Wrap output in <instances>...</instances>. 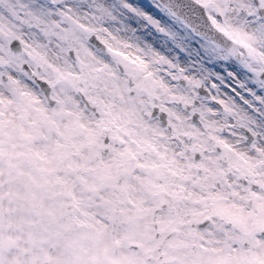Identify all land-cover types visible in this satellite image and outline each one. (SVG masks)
I'll return each mask as SVG.
<instances>
[{
    "label": "snow or ice",
    "instance_id": "snow-or-ice-1",
    "mask_svg": "<svg viewBox=\"0 0 264 264\" xmlns=\"http://www.w3.org/2000/svg\"><path fill=\"white\" fill-rule=\"evenodd\" d=\"M0 264H264V0H0Z\"/></svg>",
    "mask_w": 264,
    "mask_h": 264
}]
</instances>
